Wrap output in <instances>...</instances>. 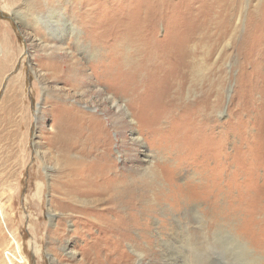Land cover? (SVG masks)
I'll use <instances>...</instances> for the list:
<instances>
[{"label":"rangeland","instance_id":"374dc122","mask_svg":"<svg viewBox=\"0 0 264 264\" xmlns=\"http://www.w3.org/2000/svg\"><path fill=\"white\" fill-rule=\"evenodd\" d=\"M233 1L0 0V264H264V0ZM100 130L123 241L62 206Z\"/></svg>","mask_w":264,"mask_h":264},{"label":"bare ground","instance_id":"6f19581e","mask_svg":"<svg viewBox=\"0 0 264 264\" xmlns=\"http://www.w3.org/2000/svg\"><path fill=\"white\" fill-rule=\"evenodd\" d=\"M256 12H261L264 15L263 1L258 4ZM42 25L45 29L48 28L45 23ZM140 61L143 63L145 59L142 58ZM169 100L174 102L176 98ZM112 106L119 111L120 106L116 101L112 102ZM172 106L174 105L172 104ZM174 108H178V106H174ZM147 116L148 119L146 118ZM158 116L159 114L155 110L150 113H144L143 120L141 121L140 118L138 123L140 125L147 123L148 126H151L152 121H156ZM84 118L85 116L80 114L79 121L84 120ZM163 119H166V117ZM100 131L103 137L98 144V148L101 150L100 161H103L102 166L97 169V172H91L90 166L93 163L87 162L85 148H81L79 151L84 158H78L76 162L69 163L66 168L67 176L70 177V180L65 183L66 187L63 188L62 186L60 195L64 197L66 202L61 205L73 209L77 220L75 223L82 224L85 222L92 224L94 228L108 229L109 236H107V241H123L128 238L129 233L133 229L137 228L139 223L137 222V214H139L137 213V191L131 184L133 180L131 177L127 176L126 178L118 169V172L115 171L116 166L112 164L113 161L109 160L111 140L106 130ZM80 139H85V136L83 134L79 138L75 136L74 145L81 143ZM131 141L137 143L139 140L132 137ZM65 144L68 145L70 143ZM117 153L119 156L122 155L119 151ZM132 153L130 159L134 161L135 156H132ZM119 158L121 161V157ZM120 166L122 165L120 164ZM129 170L134 171L135 169L133 170V167H130ZM111 174L113 175L112 177L110 176ZM95 177L100 178L97 183H84L85 179H93ZM108 177L111 178L105 180ZM99 207L101 208L99 209ZM96 211H100L102 213L101 216L92 217V213ZM113 216L115 217L113 218Z\"/></svg>","mask_w":264,"mask_h":264}]
</instances>
